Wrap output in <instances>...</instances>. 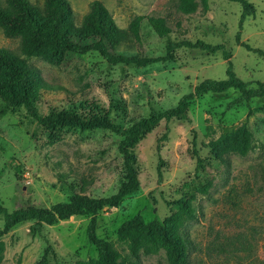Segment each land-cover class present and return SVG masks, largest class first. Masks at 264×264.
<instances>
[{"label": "rangeland", "instance_id": "374dc122", "mask_svg": "<svg viewBox=\"0 0 264 264\" xmlns=\"http://www.w3.org/2000/svg\"><path fill=\"white\" fill-rule=\"evenodd\" d=\"M37 6L41 0H28ZM79 24L93 0H67ZM115 25L126 29L137 16L161 17L171 41H202L223 45L232 71L243 82H264V60L234 43L240 7L226 0H206L193 14L176 11L175 0H97ZM254 9L242 22L240 41L264 51V0H247ZM4 0H0V6ZM166 38L157 37L145 21L139 40L120 44L117 52L154 58L164 54ZM0 48L18 53V40L0 31ZM43 83L35 103L41 116L50 110L95 114L120 128L146 118L151 111L173 108L181 96L200 81L225 78L220 52L208 54L180 48L173 59L146 67L108 65L97 53L66 58L59 66L27 58ZM236 90L193 98L185 115L158 126L133 148L138 190L114 208L95 215V235L108 241L122 256L128 254L116 240V230L139 213L145 222H162L187 201L191 219L179 233L189 243L186 264H264V96L228 106ZM245 125L251 150L245 156L221 154L216 141ZM168 129L166 139L161 135ZM120 138L107 130H79L63 126L46 130L26 116L22 107L0 102V205L7 212L32 206L49 208L75 193L92 198L113 195L124 181L116 146ZM160 163V177L157 164ZM90 219L73 216L32 235V222L12 227L0 240V264H34L46 242L49 264H82L96 258L87 242ZM2 220L0 217V228ZM46 241V242H45ZM137 264H167L162 250L139 254Z\"/></svg>", "mask_w": 264, "mask_h": 264}, {"label": "trees", "instance_id": "16d2710c", "mask_svg": "<svg viewBox=\"0 0 264 264\" xmlns=\"http://www.w3.org/2000/svg\"><path fill=\"white\" fill-rule=\"evenodd\" d=\"M240 7L237 31L234 43L244 50L260 56L264 60V51L253 49L240 41L242 22L252 15L253 6L247 0H226ZM207 8L206 0H175V9L183 15L193 14L197 8ZM147 26L159 38H166L164 54L149 58L139 55H127L117 52V47L131 40H139L140 24ZM0 31L6 39L18 40V53L0 48V102L7 108L22 107L26 116L46 130L63 126L79 130L103 129L118 136L120 140L116 149L122 160L124 181L116 192L106 198H92L82 193H75L66 202L56 203L49 208L25 206L7 212L0 205L2 225L0 238L15 225L30 221L29 232L38 235L42 225L50 226L57 221H64L73 216L89 215L86 226L87 242L96 252L95 259L82 264H137L139 254L153 255L162 250L167 264H186L189 243L180 235L179 229L185 219H191V210L187 201H179V208L162 222L153 219L145 222L139 213L123 221L116 230V240L122 244L128 254L122 256L108 241L98 239L95 235V215L101 208H114L123 198L138 190L139 182L135 168L133 148L148 133L163 121L184 117L188 103L195 97L205 94H221L230 89L239 96L228 106L248 102L250 99L264 96V82H255L253 86L243 82L232 71L230 54L223 45H210L196 40L171 41L170 33L164 19L152 16L134 17L126 29L118 28L101 2L93 0L88 4V11L82 16L78 25L74 23L73 11L67 0H41L37 6L28 0H4L0 6ZM180 48L198 50L208 54L220 52L225 61V78L222 80H202L192 91L180 97L173 108L151 113L131 125L120 128L106 118L95 114L82 115L70 110H50L41 116L35 106L41 90L47 86L38 71L30 67L27 58H37L50 65H60L66 58L80 56L89 52L97 53L108 65L122 64L134 67H146L155 63H165L173 59V53ZM168 129L161 135L166 139ZM221 154L232 153L245 156L251 150V134L245 125L233 132L223 134L216 141ZM160 161L157 175L160 177ZM46 242V241H45ZM4 243L0 240V261ZM53 251L47 244L39 260L34 264H49Z\"/></svg>", "mask_w": 264, "mask_h": 264}]
</instances>
